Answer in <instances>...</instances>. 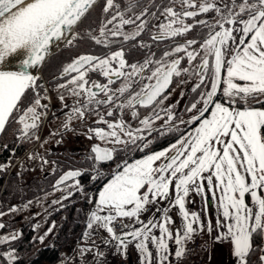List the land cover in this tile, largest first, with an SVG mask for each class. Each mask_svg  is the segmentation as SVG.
I'll return each mask as SVG.
<instances>
[{
  "label": "snow or ice",
  "instance_id": "snow-or-ice-1",
  "mask_svg": "<svg viewBox=\"0 0 264 264\" xmlns=\"http://www.w3.org/2000/svg\"><path fill=\"white\" fill-rule=\"evenodd\" d=\"M24 2L0 0V136L18 125L12 129L17 142L40 139L51 96L38 70L55 54L53 48H76L87 40L104 51L74 57L49 81L66 110L49 137L58 135L61 143L77 122L87 126V139L98 141L85 157L92 181L105 178L98 165L115 163L98 195L85 193L79 179L85 170L69 168L36 202L59 192L51 205L63 208L79 192L93 205L84 235L106 232L103 243L114 242V254L124 258L133 246L139 264H174L172 256L181 261L195 237L214 231L212 243H229L233 264H253V255L255 264H264V245L254 246L255 238L264 240V0H31L21 7ZM96 8L98 27L93 20L77 31ZM190 33L195 34L187 38ZM18 51L26 53L22 63L31 68L29 74L8 70L9 57ZM188 84L193 97L184 105L183 113L190 114L184 119L177 108ZM176 88L180 98L167 103ZM168 136L174 138L168 146L151 150ZM136 151L145 154L116 161L118 154ZM28 159H39L41 171L46 165L53 174L59 170L57 161L39 153ZM11 166V160L0 164V173ZM195 197L205 212L215 204V225L212 215L201 217L187 207ZM173 209L180 221L175 234ZM19 211L15 205L0 210V230L7 227L3 217ZM39 228L33 225L34 232ZM54 228L32 243L43 245ZM22 237L20 230L0 235V246H7L0 264H19L14 245ZM88 252L94 264L106 261L94 240L80 249L81 258Z\"/></svg>",
  "mask_w": 264,
  "mask_h": 264
},
{
  "label": "flooded vegetation",
  "instance_id": "flooded-vegetation-1",
  "mask_svg": "<svg viewBox=\"0 0 264 264\" xmlns=\"http://www.w3.org/2000/svg\"><path fill=\"white\" fill-rule=\"evenodd\" d=\"M211 14H209L210 16ZM202 17H197L200 19ZM191 22V21H189ZM99 24H94V27H98ZM87 25L77 26V31H83L87 28ZM195 33H190L187 38H192ZM147 39V37H145ZM113 51L116 50V47H113ZM155 50V48L153 49ZM104 49L100 46H93L91 41H83L80 43L79 47L67 49L61 45L59 51H55L54 55H51L46 59L40 71L42 73V80L44 81V86L48 89V95L51 96V110L47 112V118L43 119V124L39 130V140H34L32 142L24 143L17 142L15 136L13 135L12 129L19 127L18 125H10L9 129L3 136H0V164H6L9 160H11L12 166L4 173H0V210L7 211L9 207H11L15 203L23 202L31 199L32 197L38 194H44V192H51V185L55 182L56 179L59 178L63 172L67 171L69 168L73 169H83L85 170V174L82 175L79 179L81 184L84 187V191L87 195L96 194L97 191L103 186V184L107 181L111 171V168L115 163L107 162L104 164L98 165L105 174V178L92 181L90 176L92 173L90 169L92 167L91 163L85 159L86 156L89 155L90 148L93 144L98 143L97 140H89L85 135L86 125L81 126L78 122L73 125L76 128L75 132H69L64 135L61 143H57L58 140H61L60 136L49 137L50 131H56L60 122L64 119L63 111L61 109L60 101L57 99V93L53 90V85L49 83L55 77L61 67L70 62L74 57L79 56L84 53H95L100 54ZM138 59L143 58V54L138 57ZM134 59L133 57H129L131 61ZM92 80H100L103 82L102 78L96 74L91 75ZM62 82V81H57ZM191 84L184 86V91L187 93L185 98L180 101V105L177 108V113L182 114L184 119L188 118L190 114H184L183 108L184 105L188 102L190 98L193 97V94L190 91ZM180 88H176L174 94L171 99L167 103H175L180 98ZM30 96V94H29ZM71 103V101H68ZM42 103H49V101L44 100ZM53 110L56 112V116L58 119H53ZM146 114V112L142 111V115ZM51 121V124H49ZM91 123V122H89ZM161 122H157L159 125ZM194 126V125H193ZM183 127V126H181ZM46 138H48V142L41 147V142H43ZM174 138L172 136L163 137L157 140L152 146L151 150L155 151L158 149H162L163 147L168 146L170 142H172ZM7 144L8 147L4 148L3 145ZM161 146L160 148H158ZM147 151V150H146ZM31 153H39L44 156L49 161H57L59 165V170L54 174L52 173V165H46L45 170L41 171L39 164H35L37 160H29L28 156ZM145 153H141L136 151L134 153H129L127 156L125 154L120 153L116 157V161H120L122 159L127 158L129 161L144 155ZM24 165L22 168L21 165ZM19 171L20 175H17ZM60 193H55L53 199H59ZM79 192H77L73 197L69 200L64 201L66 207L61 208L59 205H51V200H49V206L52 209V217L58 221L61 220L64 208H70L74 210L79 204ZM83 197V196H82ZM83 197L82 199H84ZM6 223L7 227L4 230H0V234L7 233L13 230H20L25 232L27 229L25 227L28 226L30 229L31 224L30 221H23L20 224H16L17 222H10L7 220H3ZM6 247V246H4ZM0 251L1 250L0 248Z\"/></svg>",
  "mask_w": 264,
  "mask_h": 264
},
{
  "label": "rangeland",
  "instance_id": "rangeland-1",
  "mask_svg": "<svg viewBox=\"0 0 264 264\" xmlns=\"http://www.w3.org/2000/svg\"><path fill=\"white\" fill-rule=\"evenodd\" d=\"M158 150H160V149H158ZM142 156H139V157H137L135 159H139ZM35 164L38 165L39 161L37 160V162ZM110 168H111V171L115 170V164L112 167H110ZM101 189H102V187L99 190H101ZM99 190L97 191L96 194H92V195H88V196L98 195ZM43 196H44V194H38V195L32 197L31 199H29V200H32L34 203L27 209H23L22 206L28 200L13 204L12 206L15 205V206L20 207L21 211H19L17 213H14V214L6 215L5 217H3V220H7V221H10V222H17L16 224H20V222H23V221H30V224H31L32 228H33V225L39 223L40 224V228H39L38 231L34 232V236L43 235L44 232L47 231V229L52 224H55V228L53 230V233L47 237V239L44 241L43 245L41 244L42 246H44V245H52L54 243L55 237L58 235V231H59V229H58L59 228V221L52 217V209L50 208V206L48 204L49 200L53 199L55 195L48 197L46 200H41L40 203H37L36 202L37 198H42ZM203 206H204V203H203V201H202V199L200 197H195V203H190V204L187 205V207L190 210L199 212L201 217L205 216L204 212H202V207ZM215 207H216L215 204H212V207L209 206V208L207 209V213H208L207 215H212L215 212ZM45 209L47 210V214H45ZM92 209H93V205L88 202V213ZM37 213H39V215H37ZM171 215L173 216V218L176 219V225L171 226L172 230H173V233L175 234V228L180 223L179 218L177 216V210L173 209L172 212H171ZM87 216H88V214H87ZM215 222L216 221H215V215H214L213 219H212L213 225H215ZM86 231H87V229H86V226H85L84 234H85ZM94 232H96V234L94 236H91V237H86L83 234V236L74 244L73 250H72V252H73L72 261L68 260L69 264H75L76 263V259L78 257H81L80 256V249L83 248V247L89 246L90 243L93 242V240L95 241V237L97 236V234L100 236L99 243L101 241L103 242V240H102V237L104 238L103 235H107L108 236V234L106 232L102 231V230L101 231H94ZM2 234H6V233H2ZM2 234H0V235H2ZM156 234L158 235V232ZM215 236H216V232L214 231L212 233V237H215ZM221 245H222V248H220ZM149 247L151 248L152 246L149 245ZM0 248H1V250H6L7 246L6 247L0 246ZM224 248H226V254L224 252ZM217 249H218V247H216V250ZM219 249H222L223 250V255L226 256V259H225L224 256L220 253V260L223 261V264H233V257L231 255V250H230L229 243H227V242L219 243ZM172 250H173V252L175 251V245L174 244H172ZM114 253H115V247L113 248V256H114V258L116 260H124L125 264H139V257L137 255V252L134 249V247L131 246V245L129 246V249H128L127 258H124L120 254H114ZM153 254L155 255V250L154 249H153ZM173 257L174 256H172L171 258H173Z\"/></svg>",
  "mask_w": 264,
  "mask_h": 264
},
{
  "label": "trees",
  "instance_id": "trees-1",
  "mask_svg": "<svg viewBox=\"0 0 264 264\" xmlns=\"http://www.w3.org/2000/svg\"><path fill=\"white\" fill-rule=\"evenodd\" d=\"M100 9L91 13L88 20L83 21L81 25L89 26L90 21L94 20V24H99L100 21ZM93 24V25H94ZM159 146L158 148H160ZM113 172V171H112ZM110 173L109 177H111ZM79 195V204L74 209L64 208V212L61 220L59 221V231L58 235L55 237L54 243L52 245L42 246L40 243H32V238L34 237V231L32 226L23 232V237L21 240L15 243V247L20 256L19 264H53L58 259L64 258V252L69 254L73 248V245L83 236L84 229L87 222L88 214V200ZM71 244L69 247L68 245ZM264 240L260 238L254 239V246L263 245ZM257 260V255L252 256L253 264Z\"/></svg>",
  "mask_w": 264,
  "mask_h": 264
},
{
  "label": "built area",
  "instance_id": "built-area-1",
  "mask_svg": "<svg viewBox=\"0 0 264 264\" xmlns=\"http://www.w3.org/2000/svg\"><path fill=\"white\" fill-rule=\"evenodd\" d=\"M123 222L130 224L126 220H124ZM115 231L117 235L121 233V227L119 223L115 225ZM187 248L189 249L188 255L181 260L180 264H205L206 263V255H205V252L202 248V244L199 239L195 238V242L189 243L187 245ZM102 252L106 253V261H104V264H124V261L116 260L113 257L111 246L103 249ZM79 264H94L93 254L91 252L86 253V255L82 258Z\"/></svg>",
  "mask_w": 264,
  "mask_h": 264
},
{
  "label": "crops",
  "instance_id": "crops-1",
  "mask_svg": "<svg viewBox=\"0 0 264 264\" xmlns=\"http://www.w3.org/2000/svg\"><path fill=\"white\" fill-rule=\"evenodd\" d=\"M204 206L202 207V212H204V214H208L207 212H205L204 210ZM214 216V213L212 214ZM148 219V216L146 215L145 220ZM130 221V220H129ZM104 238L102 237V240L104 241L105 239L108 238L107 235H103ZM201 239L202 243H203V247L206 251L207 257H208V262L207 264H223V261L220 260V253L223 255V250L219 249V243H212V235L211 237L207 234V232L202 233L201 235L197 236ZM205 242H207V244H205ZM95 246H98V248L100 247H104L106 246L102 241L99 244H95ZM216 247H218V249L216 250ZM220 248H222V245L220 246ZM100 251V249H99ZM220 251V252H219ZM224 252L226 254V248H224ZM73 256V252H71L68 256V258H71ZM224 256V255H223ZM224 258L226 259V256H224ZM174 262V264H178L179 261H176L175 257L171 258Z\"/></svg>",
  "mask_w": 264,
  "mask_h": 264
},
{
  "label": "water",
  "instance_id": "water-1",
  "mask_svg": "<svg viewBox=\"0 0 264 264\" xmlns=\"http://www.w3.org/2000/svg\"><path fill=\"white\" fill-rule=\"evenodd\" d=\"M55 48L52 49V51L54 52ZM26 53L22 52V51H18V53L13 54L12 56L9 57V63H8V69H12L15 71H20V72H31V68H29L28 66L24 65L22 63L23 59L25 58ZM212 207V205H210ZM63 263V259H59L56 262H54L53 264H62Z\"/></svg>",
  "mask_w": 264,
  "mask_h": 264
},
{
  "label": "bare ground",
  "instance_id": "bare-ground-1",
  "mask_svg": "<svg viewBox=\"0 0 264 264\" xmlns=\"http://www.w3.org/2000/svg\"><path fill=\"white\" fill-rule=\"evenodd\" d=\"M31 2V0H25L24 4L21 5V7L25 6L27 3ZM10 71H15V70H12V69H8ZM15 72H20V71H15ZM24 73V72H23ZM30 72H26L25 74H29ZM39 74V70H38V73Z\"/></svg>",
  "mask_w": 264,
  "mask_h": 264
}]
</instances>
